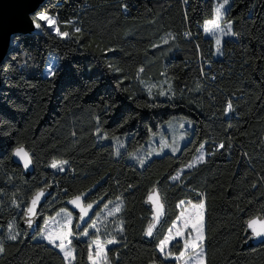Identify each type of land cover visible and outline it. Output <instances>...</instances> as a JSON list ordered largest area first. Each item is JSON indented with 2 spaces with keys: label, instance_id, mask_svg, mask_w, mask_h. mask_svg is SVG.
Wrapping results in <instances>:
<instances>
[{
  "label": "trees",
  "instance_id": "16d2710c",
  "mask_svg": "<svg viewBox=\"0 0 264 264\" xmlns=\"http://www.w3.org/2000/svg\"><path fill=\"white\" fill-rule=\"evenodd\" d=\"M43 2L61 22L75 21L62 31L81 27L83 35L18 33L0 63V264H66L53 246L35 235L27 240L20 226L29 197L48 183L55 192L41 208L40 228L67 208V198L89 189L85 202L105 197L86 238L74 217L72 264H89L97 238L118 242L106 250L109 264H175L156 243L182 200L205 204V264H264V242L242 249L245 221L264 214V0H231L224 18L236 35L219 58L202 31L212 0ZM53 61L61 71L49 78ZM170 119L191 123L187 142L176 153L142 158V166L130 154ZM17 143L33 154L30 177L11 159ZM202 144L205 160L172 182ZM53 157L69 161L65 171L48 167ZM154 185L166 215L146 240L152 212L145 197ZM117 204L120 212L108 216Z\"/></svg>",
  "mask_w": 264,
  "mask_h": 264
},
{
  "label": "snow or ice",
  "instance_id": "6c2138e0",
  "mask_svg": "<svg viewBox=\"0 0 264 264\" xmlns=\"http://www.w3.org/2000/svg\"><path fill=\"white\" fill-rule=\"evenodd\" d=\"M228 3V0H224L223 3H221L215 11V17L211 20H206L204 22V31L205 33H210L212 36H215V44L217 45V51L219 52V46L222 44V38L224 36H234L236 35L232 31V21L227 22L226 29L221 27V17H222V9H224L225 4ZM25 18L28 24V27L31 31L39 33L41 35H54L57 38H60L61 40H67L71 38L73 35H76L77 40H80L81 36L83 35V29L81 27H73L72 32L69 31H62L61 30V24L65 28H68L69 26H72L75 24V21L66 20L61 22L59 19V13H53V10L48 7L43 0H38L37 3L33 4L31 7L28 8V10L25 12ZM219 33V35H217ZM108 51H111V49H108ZM111 68L112 66L109 65ZM143 68L141 67L139 69V72H143ZM61 71V68L59 65L53 61L49 64L48 68L46 69V76L49 78H53L57 76V74ZM115 71H120V69H115ZM159 95L164 96L166 93L164 91H161ZM173 95H175L173 93ZM228 110L231 109V103H228ZM97 121L99 122L100 118L96 117ZM181 128L184 127L183 124L180 125ZM97 134H100L99 127L96 129ZM104 138H107V136H104ZM180 139L183 140L184 136L181 135ZM204 145H201V149H203ZM225 145L223 143L219 144V148H224ZM164 148H169L172 153H176L179 151V147L176 145V142L173 141V143H167L166 141H161V149L162 152ZM117 155H120L119 148L117 149ZM131 156L135 157V153H131ZM149 156L152 155V153H148ZM159 155V153H157ZM12 156L14 158H17L19 162H22V166L24 169H28L33 164V154L28 150L27 146L25 144L17 143L15 147L12 148ZM139 159V157H136ZM205 160V155L203 152L196 157V163L203 162ZM139 163L143 166L145 164V160L139 159ZM69 164L68 160L65 159H58L56 157H53L48 164V167L57 171H65V166ZM187 168H193L195 167V163H189L186 165ZM173 180L179 179L178 176L170 177ZM67 192V190H65ZM45 197V189H37L33 196L30 198V204L29 206L24 209V214L27 217L26 223L29 227H32L34 223V219L38 215V207L41 203L42 198ZM87 194L86 193H80L72 197L70 200L67 201L68 204L74 206V210L78 209V217L79 220L82 222H87V219H91V214H95L94 205L96 207L99 206L98 202H91V203H85ZM119 199V198H118ZM103 198H101L102 202ZM148 200L155 205V214H154V221L155 223H150L146 230L145 235L149 237H153L155 235L154 230L157 227V224L160 223V217L162 215V208L163 205L159 202V192L156 190L155 193L149 192ZM111 203V201L109 202ZM185 201H180V204L183 205ZM191 204V202L189 201ZM19 207V205H17ZM192 207V214L188 216H184L183 213H181L180 216L176 218V221H180L183 219V227H176V221H173L172 227H170L167 231V234L163 236L162 239H159L156 243V248L158 249L159 253L163 254L165 257V260H167L169 257H172L174 254L171 251H166V248L176 240L177 237H184L187 231L188 237L184 240L183 250L179 252V255L175 257L177 261L184 258L189 250H191L192 253L195 254L196 258V264H205L204 259V251H203V242L205 240L204 235V209L205 204L203 201H201L199 204H191ZM105 208H108V205H105ZM120 205L117 204L116 207L108 212V216H114L116 213L120 212ZM61 213H64V219L62 221H57L59 224L58 229H54L52 231H48V221L52 219L51 217L44 220V227L39 229V234L42 235L50 244L55 245L57 248H59L63 253L65 259L69 261V264H71V261L75 258L74 257V250L71 247L72 244V238L74 237V232L72 230L73 228V216L72 213L68 211L67 208H62L60 210V213H57L59 216ZM81 225L77 224L76 227H80ZM11 225H9V228L11 229ZM92 228H96V224L93 223L90 225ZM173 228H175V235H173ZM122 230V228H121ZM99 229H97V232ZM245 231L248 232L249 239H261L264 240V218H261L259 216H254L249 218L247 221H245ZM194 232L195 235L192 236L191 233ZM88 230L84 229L83 235L87 236ZM18 233L13 234L11 231L9 232V239L10 240H17ZM95 245L94 253L95 257L97 259H93V251L90 250L89 252V260L92 261V264H99L100 260H103L106 262L107 260V252H106V246L109 244H116L118 243L114 238L109 239L106 242L101 241L99 238L93 240L92 242ZM4 251L3 244L0 243V252Z\"/></svg>",
  "mask_w": 264,
  "mask_h": 264
},
{
  "label": "rangeland",
  "instance_id": "374dc122",
  "mask_svg": "<svg viewBox=\"0 0 264 264\" xmlns=\"http://www.w3.org/2000/svg\"><path fill=\"white\" fill-rule=\"evenodd\" d=\"M212 1H213V4H214V9H213V16H212L211 19H213L215 17L216 8L221 3H223L224 0H212ZM230 2H231V0H228V3L225 4L224 9H222V17H221L220 23H221V27H223L225 29L227 27V21H225L224 15H225V12L227 11L228 7H229ZM211 19H207V20H211ZM202 31H203V33H204V35L206 37L211 38L212 41H213V56L215 58H219L222 55V45H223V42L225 40H229V39H232V38L234 39L235 38V36H224L222 38V44L219 46V52H218L217 51V45L215 44L216 37L215 36H212L210 33H205V31H204V23L202 25ZM217 35H219V33H217ZM181 124L184 125L183 128L180 127ZM191 129H192L191 123H189L186 120L170 119L169 121L165 122V124H163L161 126L160 131L157 134L152 135L143 144L142 148H140L139 150H137L136 152H134L135 153V157H133V156L132 157L135 158V159H137L136 157H139V158L142 159V158H145V157H155V156H159V155H162L164 153H172L169 148H164L162 152L160 151V149H161V141L162 140L166 141L167 143H173V141H175L176 142V145L179 147V150H180L181 147L187 142V140L189 138V133L188 132ZM181 135L184 136V139L183 140L180 139V136ZM150 152L152 153L151 156L148 155V153H150ZM201 152H203V154L205 155V157L208 155V153H206V151H205V148L203 147V149H201V146H200L197 149L195 155L192 157V159L190 160L189 163H195V165H197L198 163H196V157H198L201 154ZM157 153H159V155H157ZM189 163H187L186 165H188ZM186 165L183 166V167H181V168H179L175 172V174L173 176H178L180 178V176H181L182 173H184L185 171H188V170L192 169V168H187ZM178 180L179 179H177V180L171 179L172 182H177ZM182 201H185V203L183 205H181L180 202L178 203L179 213H178L177 217L180 216L181 213H183L185 217L188 216V215H191L192 214V211H193L192 210V207H191V204H199L201 202V201L200 202H192V201H190L191 202V204H190L188 200H182ZM102 208L105 209V206H103ZM60 210L57 213H60ZM68 211L71 212L69 209H68ZM57 213L55 215H53V216H49L52 219H50L48 221V226H47L48 227V231H52L54 229H58L59 228V224L57 223V221H62L64 219V215H65L64 213H61L59 216L57 215ZM72 216H73V222H74V214L73 213H72ZM49 217H46L45 219H47ZM176 218H175L174 221H176ZM172 225H173V222H172V224H171L170 227H172ZM43 227H44V223H43V225H42L41 228H43ZM86 227L84 229H87L89 231L90 227H87V228ZM176 227H180V228L183 227V219H181L180 221H176ZM84 229L81 231L82 232V235L80 237L86 238L88 235L87 236L83 235ZM167 231H166L165 235L167 234ZM173 235H175V228H173ZM191 235L194 236L195 233L192 232ZM186 238H189L188 237V234H187V231H186V234H185L184 237H177L176 240H174L173 242H171V244L166 248V251H171L174 254L172 257H169L167 260H165V257H164L163 254L159 253L160 256L165 261H173L175 264H196L195 254L192 253L191 250H189L188 254L184 258L180 259L179 261H177L175 259V257L179 255V252L181 250H183L184 240ZM35 240L44 241L46 244H48V245L53 246L54 248H56L61 253V255L63 256L66 264H69V261L67 259H65V257H64V253L59 248H57L55 245L50 244L48 242V240H46L42 235H40L39 233L36 234L35 235ZM103 242H105V241H103ZM178 242H180L181 248L179 249L178 252H176L175 251V249H176L175 247L177 246V243ZM111 245L112 244L107 245L106 246V250ZM71 247H72V245H71ZM202 247H203V251H204V244L202 245ZM72 249L74 250L73 247H72ZM94 249H95V245L93 243H91L90 250L93 251V259H97V257H95ZM90 250H89V252H90ZM73 254L75 256V253H73ZM73 260L71 261V264L73 263ZM89 264H92V261L91 260H89ZM99 264H109V263H108L107 260H106V262L103 261V260H100L99 261Z\"/></svg>",
  "mask_w": 264,
  "mask_h": 264
},
{
  "label": "water",
  "instance_id": "95a60500",
  "mask_svg": "<svg viewBox=\"0 0 264 264\" xmlns=\"http://www.w3.org/2000/svg\"><path fill=\"white\" fill-rule=\"evenodd\" d=\"M37 2H38V0H0V63L2 62L3 58L6 55L9 43H10L11 39L13 38V36L18 34V33H24V32L31 31L29 29V27H28V24H27V21H26V18H25L24 14L28 10L29 7H31L33 4H35ZM32 158H33V156H32ZM11 159H12V161L15 164L19 165L22 168L23 174L26 177H30L33 174L34 169H35L34 161H33V164L28 169H24L23 166H22V162H19L17 158H14L12 156V152H11ZM94 187L95 186H93L91 189H93ZM39 189H45V197L42 198V200H41V203H40V205L38 207V215L34 219V223H33L32 227H29L28 224L26 223L27 217L25 216L24 213H23L22 218L20 220V226L25 230L26 239L27 240L32 239L34 237V235H36V233L39 231L40 226H41V222H42L41 208L55 192V187L51 183L42 185ZM156 190H158V192H159V202L163 205V208L161 210L162 211V215L160 217V223L157 224V227L154 230V232H156L158 230V228L161 226L162 222L165 219V215H166L165 202H164V200L162 198V195H161L158 187L156 185H154L147 192L146 197H145L146 206L149 207L151 212H152L151 222L150 223H155V221L153 219L154 214H155V205H153L148 200V195H149L150 191L155 193ZM89 191H90V189L86 190V191H84L82 193H86L87 196H88ZM33 194H31V196L29 197L25 209L29 206L30 198L33 196ZM72 197H74V196H72ZM72 197L67 198L63 202V204L76 216V221H75V226H74L75 227V231L76 232H81L87 226V224L90 222V220L92 219L94 214L90 213L91 219H87L86 218L87 222L80 221L79 217L77 215L78 209L74 210V206H72V205L67 203V201L70 200ZM102 198H103L102 202H101V198L96 200L95 202H98L99 205H100L105 200V197H102ZM85 203H87V202H85ZM88 203H91V202H88ZM97 208L98 207H96L94 205L95 212H96ZM255 216H259L261 218H264V214L263 213H258ZM77 224H79L81 226L80 227H76ZM147 226L145 227V230H146ZM145 230H144V234H143L144 238L146 240H152L154 236L153 237H149V236L145 235ZM245 233L249 237L250 234L248 232H246V231H245ZM263 242H264V240H261V239H249V238H247L246 241L242 244V249L257 246V245H259V244H261Z\"/></svg>",
  "mask_w": 264,
  "mask_h": 264
},
{
  "label": "flooded vegetation",
  "instance_id": "af4514ba",
  "mask_svg": "<svg viewBox=\"0 0 264 264\" xmlns=\"http://www.w3.org/2000/svg\"><path fill=\"white\" fill-rule=\"evenodd\" d=\"M88 203V202H87ZM97 211V210H96ZM96 213V212H95ZM76 218V216H74Z\"/></svg>",
  "mask_w": 264,
  "mask_h": 264
}]
</instances>
